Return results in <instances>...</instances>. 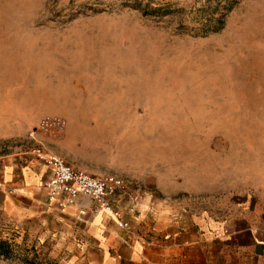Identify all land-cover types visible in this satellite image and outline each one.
Segmentation results:
<instances>
[{"label": "rangeland", "instance_id": "1", "mask_svg": "<svg viewBox=\"0 0 264 264\" xmlns=\"http://www.w3.org/2000/svg\"><path fill=\"white\" fill-rule=\"evenodd\" d=\"M7 130L0 153L225 213L264 175V0H0ZM0 241V264L62 261L26 228L0 223Z\"/></svg>", "mask_w": 264, "mask_h": 264}, {"label": "crops", "instance_id": "2", "mask_svg": "<svg viewBox=\"0 0 264 264\" xmlns=\"http://www.w3.org/2000/svg\"><path fill=\"white\" fill-rule=\"evenodd\" d=\"M13 137L0 131V140ZM8 148L0 153V223L53 243L60 264H264V175L225 213L194 209L177 190L162 194L125 185L109 197L129 223L124 227L87 196L55 209L43 184L49 167L24 145Z\"/></svg>", "mask_w": 264, "mask_h": 264}, {"label": "built area", "instance_id": "3", "mask_svg": "<svg viewBox=\"0 0 264 264\" xmlns=\"http://www.w3.org/2000/svg\"><path fill=\"white\" fill-rule=\"evenodd\" d=\"M31 152L51 171L43 184L47 191L48 203L55 209L64 211L76 204L80 196H87L100 202L105 209L113 211L120 219V224L129 227V223L122 219L120 209L114 206L116 202L109 200L118 189L125 187L123 180L82 171L64 157L41 148H34Z\"/></svg>", "mask_w": 264, "mask_h": 264}, {"label": "trees", "instance_id": "4", "mask_svg": "<svg viewBox=\"0 0 264 264\" xmlns=\"http://www.w3.org/2000/svg\"><path fill=\"white\" fill-rule=\"evenodd\" d=\"M7 248V243L0 241V250H5Z\"/></svg>", "mask_w": 264, "mask_h": 264}]
</instances>
